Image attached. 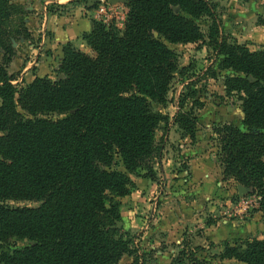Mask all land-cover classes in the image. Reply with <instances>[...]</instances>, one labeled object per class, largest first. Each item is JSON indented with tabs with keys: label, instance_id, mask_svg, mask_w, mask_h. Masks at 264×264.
I'll return each instance as SVG.
<instances>
[{
	"label": "trees",
	"instance_id": "1",
	"mask_svg": "<svg viewBox=\"0 0 264 264\" xmlns=\"http://www.w3.org/2000/svg\"><path fill=\"white\" fill-rule=\"evenodd\" d=\"M127 1L123 30L93 20L83 35L89 53L72 42L63 46L60 78L36 77L17 90L14 76L0 67L1 264H118L135 255L132 240L117 228V199L131 193L130 174L157 179L151 163L163 148L156 133L169 118L154 105H167L179 70L164 41L200 42L203 19L213 20L209 47L218 68L231 72L225 92L238 95L244 114V129L214 130L218 161L225 179L257 193L264 211V47L224 38L211 0ZM13 11L12 0H0V55H8V64L14 34L5 26ZM185 102L174 124L194 140L198 120ZM22 241L26 246L18 248ZM221 259L264 264V239L228 245ZM133 264L146 261L137 256ZM171 264L212 263L184 248Z\"/></svg>",
	"mask_w": 264,
	"mask_h": 264
},
{
	"label": "rangeland",
	"instance_id": "2",
	"mask_svg": "<svg viewBox=\"0 0 264 264\" xmlns=\"http://www.w3.org/2000/svg\"><path fill=\"white\" fill-rule=\"evenodd\" d=\"M211 1L217 6L216 16L224 38L248 44L251 50L264 47V26L261 23L264 0ZM12 5L14 11L5 27L13 31L10 41L14 54L8 64L5 63L8 55L3 51L0 67L14 76L13 85L17 90L27 84L22 77L26 69H30V74L37 70L42 50L50 53L59 65L56 68L51 64L47 77L53 80L61 77L57 71L63 59L64 45L60 55L58 48L47 45L41 33L45 14L59 19L88 17L91 22L96 20L107 26L114 24L123 30L129 11L127 0L113 4L109 0H89L73 5L65 0H12ZM212 23L211 19L198 21L205 38L196 44L173 45L164 41L176 54L179 70L171 83L167 105H154L156 111L169 118L156 133V145L163 148L162 155H159L161 161L157 158L151 163L156 181L147 178L145 171L130 174L131 193L117 199L121 213L117 228L132 240L135 252L133 256H124L118 264H133L137 256L146 264H171L184 248L212 264H241L221 259L225 247L264 239V211L259 207L257 193L226 180L217 157L214 130L224 125L244 129V114L238 95L225 92V77L231 72L218 68L216 54L209 47L206 35ZM83 35L81 43H72L89 53ZM184 97V110H192L198 120L194 140L184 136L174 124ZM194 160L197 161L195 166L192 164ZM210 175V179L215 178L211 183L205 181ZM10 205L36 208L40 204ZM26 243L18 242L17 247L23 248Z\"/></svg>",
	"mask_w": 264,
	"mask_h": 264
},
{
	"label": "crops",
	"instance_id": "3",
	"mask_svg": "<svg viewBox=\"0 0 264 264\" xmlns=\"http://www.w3.org/2000/svg\"><path fill=\"white\" fill-rule=\"evenodd\" d=\"M72 0H65V2L69 3ZM43 29H42V35L43 38L47 40V45L51 48H58V54H61L62 46L65 45L68 42H78L81 43V37L85 33H89L92 28L93 24L89 20L88 17H78L75 18H57L54 16H49L45 14V17L43 19ZM45 44V43H44ZM83 47V45H81ZM41 56V62L40 64H37V70L30 74V69H26L27 72H25V75L22 77L25 79L26 83H31L36 77H47L48 74H50V65L54 64L56 68L59 66L54 62L55 60L52 59V55L50 53H43V50L40 52ZM54 60V61H53ZM60 60V57H59ZM15 63V62H14ZM12 73V72H11ZM161 161V159H159ZM161 163V162H160ZM197 163L196 160L192 161L193 166H195ZM207 176V175H206ZM205 176V177H206ZM211 175L208 177L207 182H212L215 180L213 177L210 179ZM207 178V177H206ZM146 181V180H145ZM210 196H207V199ZM167 207V206H166ZM167 209V208H166ZM177 228L175 229L176 233ZM210 230V229H207ZM169 235V234H166ZM170 239H173V237H169ZM162 254V253H161ZM159 253V256H161ZM164 259V257H161V260Z\"/></svg>",
	"mask_w": 264,
	"mask_h": 264
},
{
	"label": "water",
	"instance_id": "4",
	"mask_svg": "<svg viewBox=\"0 0 264 264\" xmlns=\"http://www.w3.org/2000/svg\"><path fill=\"white\" fill-rule=\"evenodd\" d=\"M118 1H121V0H109V2H110L111 4H113V3H115V2H118ZM239 189H240V191L243 190L241 187H240Z\"/></svg>",
	"mask_w": 264,
	"mask_h": 264
}]
</instances>
